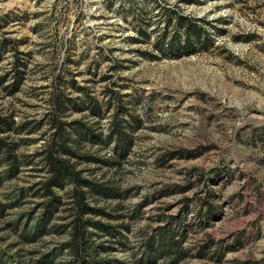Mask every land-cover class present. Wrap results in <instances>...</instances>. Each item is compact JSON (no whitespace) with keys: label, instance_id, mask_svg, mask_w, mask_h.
<instances>
[{"label":"rangeland","instance_id":"374dc122","mask_svg":"<svg viewBox=\"0 0 264 264\" xmlns=\"http://www.w3.org/2000/svg\"><path fill=\"white\" fill-rule=\"evenodd\" d=\"M0 117V264H264V0H0Z\"/></svg>","mask_w":264,"mask_h":264},{"label":"trees","instance_id":"16d2710c","mask_svg":"<svg viewBox=\"0 0 264 264\" xmlns=\"http://www.w3.org/2000/svg\"><path fill=\"white\" fill-rule=\"evenodd\" d=\"M62 101L63 100L61 98L59 99L58 97H56V106L59 109H61V107L66 108V106H64V103ZM85 103L89 104V107L87 108L91 110L90 111L91 113L95 111L96 112L99 111L97 101L91 100L89 98L88 101L87 100L85 101ZM3 124H4V120L0 117V132H2L1 130L3 129L2 128ZM87 129L89 130L87 132L88 134L90 132V129L89 128ZM84 130L85 128H82L79 126L78 128H75V131L79 132V135L78 134L77 135L82 139H84L82 137L83 136L82 134L84 133H82L81 131H84ZM114 130H117V129H114ZM59 132L60 130L57 131L58 134ZM122 134H123V130L122 128L121 129L119 128L118 136L122 137ZM66 136L67 135L64 134L63 132L62 137H61V142L58 145H56V143L52 144L51 146H49L50 148L46 150V152L44 153L43 159L45 160L44 163L46 164V170H47L48 175L46 176L43 182V186L46 190V193H50L51 188L62 187L64 185L63 183L66 181H74L75 183H80L81 189L74 190V193H72V202H73L72 207L77 210L79 215H77L72 220L71 237L73 239L72 240L73 242L71 244L73 245L74 243L75 246H77L81 242V239H83V236H84V230H85L84 223L89 224L90 226H92L93 228L99 231H105V232L107 231L109 234H112V235L114 234L115 230L110 225L104 224L99 221H95L92 218H87V220L85 221L81 219L82 213H88L90 211H93V212L97 211L95 208L85 207L83 199H84V195L87 192H90V193L92 192L94 194L95 192H97V193H100V195L106 196L109 194H113L112 193L113 191H110V189L106 186H102L100 188V186L98 187L96 185H93L92 187V182L79 177L78 170L74 169L73 163L70 162V159H68V157H64V155L68 153V147L66 145V142L63 139V137H66ZM90 136L92 135L90 134ZM123 136L124 138H126V135H123ZM4 139L5 137L0 136V152L4 154V157L6 158V160L8 161L12 160L11 166L16 167L15 159L13 155L10 153L9 148L5 145ZM125 140L129 142V139H125ZM125 148H126V144L122 145L123 151ZM49 196L51 199L48 203L45 204L47 205L48 208L51 205L53 206L55 200H59L58 197L54 196V194H50ZM157 238H158V235H157ZM167 240L171 244H174L176 242L174 241L172 234H169V238ZM161 241L164 242L163 237ZM146 248H147V252H149V245H147Z\"/></svg>","mask_w":264,"mask_h":264}]
</instances>
